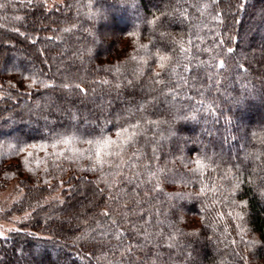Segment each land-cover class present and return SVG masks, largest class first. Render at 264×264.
I'll return each instance as SVG.
<instances>
[{
    "label": "trees",
    "instance_id": "trees-1",
    "mask_svg": "<svg viewBox=\"0 0 264 264\" xmlns=\"http://www.w3.org/2000/svg\"><path fill=\"white\" fill-rule=\"evenodd\" d=\"M2 15L0 264H264V0Z\"/></svg>",
    "mask_w": 264,
    "mask_h": 264
},
{
    "label": "rangeland",
    "instance_id": "rangeland-1",
    "mask_svg": "<svg viewBox=\"0 0 264 264\" xmlns=\"http://www.w3.org/2000/svg\"><path fill=\"white\" fill-rule=\"evenodd\" d=\"M11 20H12V22H11ZM8 21H9V24L14 25L15 21H18V20H17V18L10 19L4 15H2L0 17V22H4V24H5V23H8ZM4 24L2 26H4L3 28H6V26ZM108 28H110V27H108ZM8 43H13V42L8 41ZM12 186L5 188L3 190H0V209H4V206H6L7 204H11L12 201L15 200V198L12 199V192L14 190V188ZM16 221H18V218H13L10 221L0 220V233L5 236L10 231L15 229L16 228V226H15Z\"/></svg>",
    "mask_w": 264,
    "mask_h": 264
},
{
    "label": "snow or ice",
    "instance_id": "snow-or-ice-1",
    "mask_svg": "<svg viewBox=\"0 0 264 264\" xmlns=\"http://www.w3.org/2000/svg\"><path fill=\"white\" fill-rule=\"evenodd\" d=\"M133 3H134V0H133ZM229 51H231V49H229ZM162 61L163 60H165L166 59V57H161L160 58ZM164 65L163 64H161V67H163ZM220 67L221 68H223L224 67V64H223V62H221L220 63ZM185 70H187V67L185 66ZM158 83H161L162 81H157ZM76 87L77 88H80V86L79 85H76ZM80 91H84V89H80ZM138 127V126H137ZM133 135H134V133H133ZM62 143H66L67 141H61ZM89 143H91V142H89ZM109 143H111L110 141H105V145H107V144H109ZM95 158H96V164L97 165H103L106 161L105 160H103L102 159V153L101 152H96L95 153ZM119 238V237H118Z\"/></svg>",
    "mask_w": 264,
    "mask_h": 264
}]
</instances>
